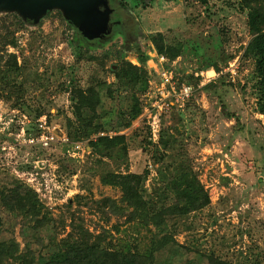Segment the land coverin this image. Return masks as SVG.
I'll use <instances>...</instances> for the list:
<instances>
[{"label": "rangeland", "instance_id": "1", "mask_svg": "<svg viewBox=\"0 0 264 264\" xmlns=\"http://www.w3.org/2000/svg\"><path fill=\"white\" fill-rule=\"evenodd\" d=\"M145 5L129 1L128 9L114 17L109 33L94 41L86 40L59 8L22 26L17 23L19 13L0 10V38L15 36L18 43L3 47L4 40L0 41V197L19 181L38 193L57 221L64 218L69 222L67 204L71 202V210L77 211L85 227L93 233L107 230V240L117 244L142 240L144 245L150 239L152 232L133 230L124 216L111 214L108 206L98 201L106 197L119 200L122 195L119 187L101 180L108 168L106 162L117 172L149 170L147 197L163 186L156 170L159 164L152 156L157 152L147 144L149 139L159 140L152 139L148 126L151 106L147 103L151 95L156 96L153 85L159 81L156 71L160 69L155 58L158 51L149 35L162 32L169 42L182 46V54L164 66L175 71L180 83H190L195 90L185 105L163 111L161 129L167 128L177 141L171 153L190 160L209 193L210 204L167 218V233L185 247L177 248L178 254L167 249L168 262H160L183 264L190 257L206 263L204 256L214 252L234 264H264V113L259 112L257 103L255 61L244 54L253 37L248 11L241 8L240 0H209L208 5L146 0ZM10 53L17 55L19 70L5 64ZM142 53L152 57L145 65L151 75L148 85L118 89L116 82L125 72L122 60L140 65ZM213 69L218 75L206 81L207 72ZM102 81L98 113L105 129L86 139L59 140L46 147L17 144L19 125L28 128L32 121L35 126L36 119L45 115L53 128L68 136L67 118L73 117L70 89ZM133 94L142 111L124 127L119 112L132 104ZM156 101L153 99V105ZM38 112L42 114L37 116ZM23 114L29 122L24 123ZM102 132L127 136L128 161H95L88 143ZM78 142L85 146L73 156ZM167 201H174L171 192ZM0 221V240L15 239L19 255L28 249L36 256L49 255L56 247L54 239L64 237L70 229L61 230L57 224V229L34 232L1 201ZM11 260L6 259L5 264Z\"/></svg>", "mask_w": 264, "mask_h": 264}, {"label": "trees", "instance_id": "2", "mask_svg": "<svg viewBox=\"0 0 264 264\" xmlns=\"http://www.w3.org/2000/svg\"><path fill=\"white\" fill-rule=\"evenodd\" d=\"M115 1L123 10L128 9L129 1L142 2L146 6V0ZM187 1L209 4V0ZM240 4L243 10L248 11V26L253 34L244 54L252 57L255 61L256 88L259 91L257 103L259 112L264 113V0H240ZM16 17L19 26L30 21L21 16ZM149 37L158 54L168 58L167 62H173L182 54V46L169 42L162 32L151 34ZM8 38L5 35L1 36L0 41L4 40L3 47L4 45L17 46L15 36ZM8 56L9 60L5 64L19 70L17 55L10 53ZM81 56L82 54L79 55V59L82 58ZM87 58L97 60V57L92 55H87ZM138 60L140 65L133 64L129 60H122L121 65L125 72L116 82L118 89L130 90L138 85H148L151 75L145 65L146 62L152 60V57L142 53L138 56ZM215 65L216 63L206 68ZM111 72L115 73L112 69ZM199 80L200 77H197L198 82ZM103 85L102 81L96 85L91 84L87 88L74 86L70 89L73 117L67 118L69 139H86L91 133L106 128L98 113V107L102 101L101 89ZM111 87V85L108 86L109 94H112ZM132 98V104L128 109L119 112L124 127L130 126L132 120L142 111L138 97L133 94ZM40 114L42 113L38 112L37 116ZM160 133L157 142H152L149 139L147 144L153 146L154 151L157 152L152 153V156L154 161L159 164L156 170L159 175L158 180L163 183V186L156 188L149 197L146 196L147 189L145 187L149 170H145L143 173L117 172L104 161V158L111 159L116 163L128 161L129 145L126 135L98 136L96 139H90L88 143L90 150L96 155L95 161L107 164L108 168L101 176L102 182L119 187L122 193L119 200L106 197L98 202H102L104 206L107 205L111 214L124 216L133 230L140 231L141 228H146L152 232V236L144 245H141L142 240L138 243L127 241L120 244L114 243L112 240H107V230L93 233L85 227L82 219H78L77 211L71 210V202L67 204L68 212H70L68 214L69 222L64 218L57 221L33 188L16 181L14 185L3 191L0 201L7 211L17 213L24 219L26 228H32L34 232H39L40 229H57L58 224L61 230H66L67 226L70 229L64 237L58 240L54 239L53 244L56 247L49 255L43 256L42 253H38V261H36L37 256L30 249L19 255L20 246L15 239L0 240V264H5V260L8 258L12 260L7 261L6 264H161V260L164 262L169 260L165 257L167 249H173L178 254L177 248L182 249L185 246L167 233L169 230L167 218L183 216L208 206L210 196L195 173L190 160L184 155L182 157L180 154L171 153L177 143L174 136L165 127L161 129ZM160 149L162 153H158ZM170 192L174 196V201L168 203L167 198ZM204 257L207 259L206 263H201L202 258L197 260L189 257L183 264H234L214 252H210Z\"/></svg>", "mask_w": 264, "mask_h": 264}, {"label": "built area", "instance_id": "3", "mask_svg": "<svg viewBox=\"0 0 264 264\" xmlns=\"http://www.w3.org/2000/svg\"><path fill=\"white\" fill-rule=\"evenodd\" d=\"M156 60H158L160 69L157 72L159 76V81L156 82L154 91L156 96L153 98L151 95L150 103H147L151 106V111L148 113V125L151 129L152 139L157 141L160 137L161 131V115L166 111H169L176 106L185 105L194 94V86L190 83H184L179 81L176 76L175 71L172 68H167L164 66V63L168 61V58L164 55H160L157 53ZM213 74L209 75L210 72ZM207 72L206 81H211L215 78L218 73L215 69ZM157 100V104L153 105L152 101ZM152 103V104H151ZM153 105V106H152ZM178 106V107H179ZM160 108V109H159ZM159 110H162L160 112ZM24 123L29 122V119L26 115L23 114ZM30 127L26 128L25 125H19L21 135L20 139L17 140V144L24 145H37L46 147L50 143L55 141L62 140L64 143L69 142V138L65 134H60L55 128L51 126L47 121V117L41 116L39 119H36L34 125L32 126V121L30 122ZM36 130V133H31V131ZM102 136L109 135L105 132L100 133ZM85 146L84 142L75 143V149L73 156H76L81 149ZM89 148V147H88ZM79 154V153H78Z\"/></svg>", "mask_w": 264, "mask_h": 264}, {"label": "water", "instance_id": "4", "mask_svg": "<svg viewBox=\"0 0 264 264\" xmlns=\"http://www.w3.org/2000/svg\"><path fill=\"white\" fill-rule=\"evenodd\" d=\"M54 8L75 22L88 41L102 39L110 31L111 0H0V10L16 11L30 21Z\"/></svg>", "mask_w": 264, "mask_h": 264}, {"label": "flooded vegetation", "instance_id": "5", "mask_svg": "<svg viewBox=\"0 0 264 264\" xmlns=\"http://www.w3.org/2000/svg\"><path fill=\"white\" fill-rule=\"evenodd\" d=\"M112 2V9H113V12L111 14V20H110V30H111V24L113 23L114 21V17H116V15H120L119 13L121 12L123 14V9L120 7V5L115 1V0H111ZM120 19V18H119ZM116 20V19H115Z\"/></svg>", "mask_w": 264, "mask_h": 264}]
</instances>
